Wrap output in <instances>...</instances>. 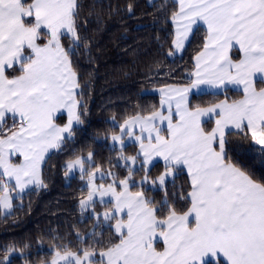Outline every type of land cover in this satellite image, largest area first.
Listing matches in <instances>:
<instances>
[{"label":"snow or ice","instance_id":"1","mask_svg":"<svg viewBox=\"0 0 264 264\" xmlns=\"http://www.w3.org/2000/svg\"><path fill=\"white\" fill-rule=\"evenodd\" d=\"M175 4L168 56L182 53L199 26L206 30L187 83L158 89L159 107L105 122L111 127L94 139L108 143L115 164L113 157L107 167L97 163L90 147L71 149L61 169L65 179L83 182L78 207L95 224L87 237L77 230L78 250L52 243L51 258L40 264H264V179L230 155L264 156V86L257 87L264 85V0ZM82 8L81 0H0V218L48 187V161L68 151L85 124L74 61L88 47ZM127 11L133 13L131 3ZM230 89L240 98L229 97ZM204 95L223 98L194 102ZM61 115L66 120L58 123ZM130 144L134 155L125 152ZM156 160L162 171L153 178ZM121 166L123 178L113 171ZM181 173L188 186L170 199L169 184L175 188ZM145 186L163 198H150ZM105 224L115 236L107 243L99 230ZM29 247L4 245L0 264Z\"/></svg>","mask_w":264,"mask_h":264},{"label":"trees","instance_id":"2","mask_svg":"<svg viewBox=\"0 0 264 264\" xmlns=\"http://www.w3.org/2000/svg\"><path fill=\"white\" fill-rule=\"evenodd\" d=\"M81 16L87 24L81 28V35L88 41L87 48H81L74 57L84 100L88 105V115L84 126L78 130L75 144L68 146L63 154L53 155L45 168L46 189L33 192L25 197L23 208L16 207L11 215L0 218V257L4 245L15 243L30 247L24 256L13 254L11 264H40L51 258V244H68L73 251L78 250L77 230L86 237L93 230L95 221L91 213L83 216L78 207V198L83 182L79 177L65 179L61 165L71 156V149H90L95 153L97 163L107 167V160L116 153L110 151L108 143L97 142L94 137L105 134L111 127L113 114L118 120L132 115L138 110L148 112L153 106L159 107L160 96L148 90L166 84L187 83V74L193 69V57L200 50L206 30L203 25L194 31L184 51L175 56L167 52L172 39L173 25L169 19L175 10V0H81ZM133 5V13L127 5ZM238 58V53H233ZM18 74V73H17ZM258 83L257 87H261ZM229 97L238 99L240 93L234 89ZM223 96L204 95L193 97L194 102H208ZM65 115L58 117L63 123ZM11 121H9L10 123ZM211 127V124L208 125ZM126 154L134 155L135 145L125 149ZM233 160L257 179H264V156L248 151H230ZM123 178L127 173L121 167L113 168ZM162 171V162L153 164V178ZM142 173L135 177L139 180ZM186 173L178 174L173 188L169 184V198L180 187L187 188ZM146 195L159 202L163 192L145 186ZM19 204V201L15 202ZM30 205V207H29ZM97 211H102L97 205ZM103 240H115L109 225L103 229ZM58 237L59 239H53ZM42 241V243H41ZM87 245L92 240H86ZM162 248L160 244L157 245Z\"/></svg>","mask_w":264,"mask_h":264},{"label":"crops","instance_id":"3","mask_svg":"<svg viewBox=\"0 0 264 264\" xmlns=\"http://www.w3.org/2000/svg\"><path fill=\"white\" fill-rule=\"evenodd\" d=\"M191 38V37H190ZM187 45V44H186ZM186 47V46H185ZM235 52V50L233 51V53ZM234 57V56H233ZM235 58V57H234ZM264 86V85H263ZM162 87H164V86H161V87H157V88H153V89H150V90H148V92H150V93H155V94H158L159 96H160V92L158 91V89H160V88H162ZM159 160H156V161H154L153 162V164L154 163H156V162H158ZM162 162V161H161ZM162 247H163V245H162V243L160 244ZM158 247V246H157ZM159 248V247H158ZM160 249H162V248H160Z\"/></svg>","mask_w":264,"mask_h":264}]
</instances>
